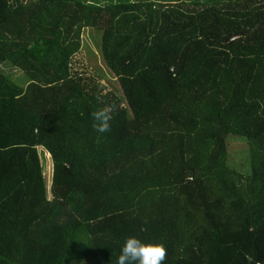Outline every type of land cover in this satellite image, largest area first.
Here are the masks:
<instances>
[{"label":"trees","instance_id":"trees-1","mask_svg":"<svg viewBox=\"0 0 264 264\" xmlns=\"http://www.w3.org/2000/svg\"><path fill=\"white\" fill-rule=\"evenodd\" d=\"M130 236L264 264V0H0V264H116Z\"/></svg>","mask_w":264,"mask_h":264},{"label":"clouds","instance_id":"clouds-1","mask_svg":"<svg viewBox=\"0 0 264 264\" xmlns=\"http://www.w3.org/2000/svg\"><path fill=\"white\" fill-rule=\"evenodd\" d=\"M115 110L112 105H104L92 113L93 128L98 133L110 130V121ZM167 250L162 244L143 243L140 239L130 236L121 247L116 264H164Z\"/></svg>","mask_w":264,"mask_h":264},{"label":"rangeland","instance_id":"rangeland-1","mask_svg":"<svg viewBox=\"0 0 264 264\" xmlns=\"http://www.w3.org/2000/svg\"><path fill=\"white\" fill-rule=\"evenodd\" d=\"M198 1L202 2L204 0H198ZM94 34L99 38L96 39V37L92 33H89V32L83 33L82 41L84 42V46H88V48L92 49L94 54L96 55V62H94L93 64H96L99 69H103L105 66L101 62L102 58L100 57L99 46L97 45V40L100 39L101 41V36H100L101 34L99 35L97 32H94ZM2 70L4 72L9 71V69H7L6 67H3ZM241 146H242V141L240 140L233 141L232 159L236 161V163L239 162L238 156L241 150ZM41 156H42V161L44 164L45 174H46V177L48 178L49 187L51 189L52 188V177H53V162L51 160V155L47 153L46 151L41 150Z\"/></svg>","mask_w":264,"mask_h":264}]
</instances>
